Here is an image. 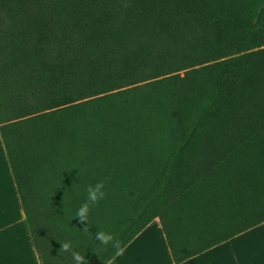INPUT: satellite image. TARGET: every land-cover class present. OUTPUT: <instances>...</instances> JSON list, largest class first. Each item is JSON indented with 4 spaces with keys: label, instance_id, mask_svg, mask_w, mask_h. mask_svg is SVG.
Here are the masks:
<instances>
[{
    "label": "trees",
    "instance_id": "trees-1",
    "mask_svg": "<svg viewBox=\"0 0 264 264\" xmlns=\"http://www.w3.org/2000/svg\"><path fill=\"white\" fill-rule=\"evenodd\" d=\"M0 139L39 264L154 218L176 264L260 225L264 0H0Z\"/></svg>",
    "mask_w": 264,
    "mask_h": 264
},
{
    "label": "crops",
    "instance_id": "crops-1",
    "mask_svg": "<svg viewBox=\"0 0 264 264\" xmlns=\"http://www.w3.org/2000/svg\"><path fill=\"white\" fill-rule=\"evenodd\" d=\"M263 227L264 222L177 264H264V254L249 243L250 234ZM124 247V255L114 256L112 264H176L158 218ZM0 264H39L1 139Z\"/></svg>",
    "mask_w": 264,
    "mask_h": 264
},
{
    "label": "clouds",
    "instance_id": "clouds-1",
    "mask_svg": "<svg viewBox=\"0 0 264 264\" xmlns=\"http://www.w3.org/2000/svg\"><path fill=\"white\" fill-rule=\"evenodd\" d=\"M86 199L80 205L78 210L75 213V217L78 218L81 224H85L84 231H89L90 223V213L94 207L99 206L100 202L104 200L107 196L105 190V181L100 180L95 184H88L86 189ZM87 222V223H86ZM95 240L98 241L101 245L106 247L111 246L116 250L115 256H123L126 248L121 245L119 239L110 231H106L98 228V231L95 233ZM60 253H70L74 264H88V260L85 257V254H81L80 251L74 250L73 242L66 241L61 243ZM114 259V258H113ZM107 264H112V260H109Z\"/></svg>",
    "mask_w": 264,
    "mask_h": 264
},
{
    "label": "rangeland",
    "instance_id": "rangeland-1",
    "mask_svg": "<svg viewBox=\"0 0 264 264\" xmlns=\"http://www.w3.org/2000/svg\"><path fill=\"white\" fill-rule=\"evenodd\" d=\"M250 246L252 248L256 249V253L261 252L264 254V227L261 228V230H256L254 233L250 234V239H249ZM236 241L234 246L236 245ZM237 247V246H236Z\"/></svg>",
    "mask_w": 264,
    "mask_h": 264
}]
</instances>
